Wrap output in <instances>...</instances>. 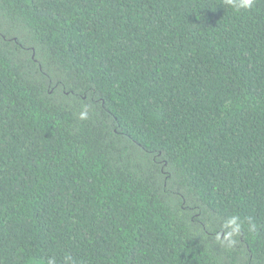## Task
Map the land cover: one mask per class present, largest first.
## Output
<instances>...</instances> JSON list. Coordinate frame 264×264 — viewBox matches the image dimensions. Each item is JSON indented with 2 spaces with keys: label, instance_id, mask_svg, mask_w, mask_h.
<instances>
[{
  "label": "trees",
  "instance_id": "obj_1",
  "mask_svg": "<svg viewBox=\"0 0 264 264\" xmlns=\"http://www.w3.org/2000/svg\"><path fill=\"white\" fill-rule=\"evenodd\" d=\"M66 255L264 264V0H0V264Z\"/></svg>",
  "mask_w": 264,
  "mask_h": 264
},
{
  "label": "clouds",
  "instance_id": "obj_2",
  "mask_svg": "<svg viewBox=\"0 0 264 264\" xmlns=\"http://www.w3.org/2000/svg\"><path fill=\"white\" fill-rule=\"evenodd\" d=\"M256 3V0H224V5L233 9L236 12L249 11ZM89 105H82L80 111L77 114V119L84 121L89 119ZM245 225L247 231L255 233L257 231V225L251 217L241 218L237 214H233L225 218L221 225V233L217 234V239L220 240L221 244L227 248H231L236 245L237 237L244 230ZM46 264H57V260L54 256L47 258ZM64 264H75V261L71 255L64 257Z\"/></svg>",
  "mask_w": 264,
  "mask_h": 264
}]
</instances>
